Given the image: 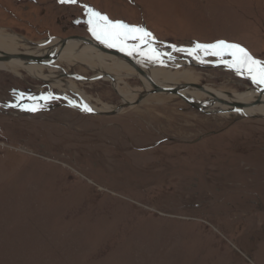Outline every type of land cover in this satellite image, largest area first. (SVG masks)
Segmentation results:
<instances>
[{
	"label": "rangeland",
	"instance_id": "1",
	"mask_svg": "<svg viewBox=\"0 0 264 264\" xmlns=\"http://www.w3.org/2000/svg\"><path fill=\"white\" fill-rule=\"evenodd\" d=\"M85 6L150 32L132 58L162 77L170 47L225 41L264 62V0H0V30L30 44L81 35L108 46ZM92 56L91 65L53 63L82 79L100 68L118 76L117 88L103 74L68 79L91 105L121 106L115 114L82 111L79 93L21 67L0 69V264H264V118L205 113L168 93L122 109L148 86L129 63ZM174 72L176 84L227 95L264 88L230 68ZM66 97L77 109L56 107Z\"/></svg>",
	"mask_w": 264,
	"mask_h": 264
},
{
	"label": "bare ground",
	"instance_id": "2",
	"mask_svg": "<svg viewBox=\"0 0 264 264\" xmlns=\"http://www.w3.org/2000/svg\"><path fill=\"white\" fill-rule=\"evenodd\" d=\"M20 43L25 44V47L20 49L19 47ZM178 49L179 48L170 47V48L161 50L160 53L163 55L162 57H164L163 61H166L165 63H162L167 70V71L165 70L166 74L164 77H162L163 75H161L164 73V70L160 69L159 67L151 66L150 68H147L146 66L143 65L144 68L148 69L146 71L143 70L146 75L141 74L134 67L135 68L134 70L137 71V75L141 78V82L143 86L147 85L148 88H145L143 91H139L137 93L135 92L136 94L134 93V95H132L131 98H129L127 95L124 96V103H127V104H125L122 109L135 106V102L141 97V94L148 93L149 91L153 89V86L150 80H152V82H154L156 85L161 86V87H174L176 85H188V84H179V83L176 84L175 78L180 75L174 72L176 67L187 66L189 65V63L199 65L200 67H204V66L208 67L214 63V62L209 63L211 59H209L208 57L211 54H206L203 51H199L194 54H189L188 50H191V49H181V48L179 50ZM99 51L106 53V56L110 57V59H114L115 64L122 61L118 64V66L120 65L126 66L129 63L125 59L115 56L109 52H105L95 45L84 44L83 42L76 40V39L69 40L64 46H62V41L59 38L44 40L34 45V44H30V43L24 42L23 40L18 39V36L14 34H4L0 30V56H2L4 53H9V54H29V55L41 57L49 53L55 54L57 52L58 58H60V60L62 59L64 61H67L68 63L78 62V63H84L87 65H91V62L94 61V57L92 55L96 54ZM173 51H181L180 53L183 54L182 59L174 58L171 55ZM124 52L129 57L131 58L133 57L132 53L134 51H132L131 48L128 50H125ZM43 61L45 63L44 62L43 63H30L27 60H22L19 58H14L10 60H0V69L11 70L14 72V70L17 67H21L29 75H31L32 77L36 79H40L42 81L53 82L52 84L53 88L55 87L56 89L59 90V92L64 93V95L66 96H67L66 93L69 90L75 94L79 93V96H78L79 98L75 102L77 104L82 105L84 108L86 106L88 109H91L90 112H93V111L106 112L111 109V107L109 106H106V107L102 106L101 108H97L94 105H91V102H89V98L86 97V95L83 94V92H80L78 88L76 87V85L72 83L73 80L78 79L81 81V80H84L85 78L82 79L73 74H71L70 76H66V73L64 72L63 69H60L59 67L55 66L53 62H49L50 61L49 58L46 57ZM230 63L231 61H228L225 64L224 62H222L221 67L225 69L230 68V69L235 70V68L228 66ZM131 67L133 68L132 65ZM141 69L143 68L141 67ZM104 73H106V71L103 68H100L97 71V75L103 74L105 77L106 74ZM242 73H238V74H242ZM61 77H63L62 79L65 78L66 80L62 81ZM69 78H72L73 80L69 81L68 80ZM118 78L119 77L116 75L112 76V80H113V84L115 88L119 87ZM105 79H111V75L110 77L106 76ZM260 88L258 87L249 88L247 90L248 92L246 91L245 93L227 95L224 92L216 91L209 87H206L205 88L206 90L204 92L198 90V88L196 87L193 89H191V87H184L182 89H179L178 94H175V95L179 96L181 99H183V97H186L188 99L197 100V101H201L202 99L200 100V95H204L206 96V98L210 99V101H206V102L203 101L205 102V104L209 106L210 111H216L217 113H226V115L232 112L236 114L237 116H242V115L245 116V114H257V113L264 114V88L263 87H260ZM120 92L123 94L122 91ZM159 93H162V92H159ZM151 94H157V93L149 92L148 95H151ZM222 100L227 101L229 103H226V102L223 103ZM141 101H143V99ZM235 104H241V105L238 106ZM239 109H242V110H239Z\"/></svg>",
	"mask_w": 264,
	"mask_h": 264
},
{
	"label": "snow or ice",
	"instance_id": "3",
	"mask_svg": "<svg viewBox=\"0 0 264 264\" xmlns=\"http://www.w3.org/2000/svg\"><path fill=\"white\" fill-rule=\"evenodd\" d=\"M61 3H76L77 0H60ZM89 15L88 23L91 25L93 35L109 47L124 45L129 39L139 41L143 46L147 47L150 43L152 34L144 28L134 27L120 21H112L106 15L85 6ZM121 50H124L121 47ZM179 50V49H178ZM189 54L203 51L206 54L219 57L221 60L225 56L232 57L229 67L235 68L238 73L247 72L253 82L264 84V62L253 58L250 53L238 44L218 41L214 44H197L195 48L188 50ZM149 58L157 56L156 50L150 49ZM87 111H91L85 106ZM34 110V109H33Z\"/></svg>",
	"mask_w": 264,
	"mask_h": 264
},
{
	"label": "water",
	"instance_id": "4",
	"mask_svg": "<svg viewBox=\"0 0 264 264\" xmlns=\"http://www.w3.org/2000/svg\"><path fill=\"white\" fill-rule=\"evenodd\" d=\"M60 39L62 41V46H64L69 40H72V39L79 40V41L83 42L84 44L95 45V46L99 47L101 50H103L105 52H109V53H111V54H113L115 56H118V57H120L122 59H125L133 67H135L138 72H140L143 75H146L145 72L143 71V69H141V67L136 63V61L133 60V58H131L128 55L125 54V52H124L125 50H119V49H114V48L105 46L104 44L99 43L98 41H96L94 39H91V38L89 39V38H87L85 36H81V35H73V36H68L66 38H60ZM32 44L35 45L36 43H32ZM144 47L145 46H143L141 43H138L135 46H132L130 48L132 49V51H135L137 49L144 48ZM182 48H184V49H193L192 47H182ZM46 57L50 59L49 62H54L56 59H58V53L57 52L55 54L54 53H49V54H47L45 56H41V57L40 56L29 55V54H9V53H4L2 56H0V60H10V59H14V58H19V59H22V60H27L30 63H43L44 62L43 60ZM221 64H222V62H215L214 64H212V65H210L208 67H221ZM194 65H196V64H194ZM197 66H199V65H197ZM66 76H70V74H66ZM99 77H101V76L97 75V76H94L92 78H86L84 80L96 79V78H99ZM109 77H110V74H109ZM111 78H112V75H111ZM149 80H150V78H149ZM150 82H151V84L153 86V89L151 91H149L151 93L162 92V93H168V94H178V90L182 89L184 87H191V89L196 87V88H198V90H200L202 92H204L206 90L205 86H200V85L193 84V83L192 84H188V85H176L174 87H161V86L156 85L154 82H152V80H150ZM149 92L141 94V97L137 101L138 102H139V100L141 101L146 95L149 94ZM66 100L71 101L69 98H67ZM183 100L185 102H187L189 105H191L192 107H194L197 110H199V111H202V112H205V113H216V111H210L209 110V106L207 104H205V102H203V101L191 100V99H188L186 97H183ZM222 101H223V103L224 102L229 103V102L224 101V100H222ZM235 105L240 106L241 104H235ZM120 109H121V106L118 109H116V110L106 111V112H102V113H104V114H115ZM242 109H239V110H242ZM82 111L90 112V111H87L84 107H83ZM231 111H233V110H231ZM243 117H260V118H264V114H262V113L245 114V116L243 115Z\"/></svg>",
	"mask_w": 264,
	"mask_h": 264
},
{
	"label": "flooded vegetation",
	"instance_id": "5",
	"mask_svg": "<svg viewBox=\"0 0 264 264\" xmlns=\"http://www.w3.org/2000/svg\"><path fill=\"white\" fill-rule=\"evenodd\" d=\"M71 102L72 101L64 100L63 102L59 103L56 107H66V108H71V109H77L74 103H71ZM52 109H54V107L53 108H43L42 110L51 111Z\"/></svg>",
	"mask_w": 264,
	"mask_h": 264
},
{
	"label": "trees",
	"instance_id": "6",
	"mask_svg": "<svg viewBox=\"0 0 264 264\" xmlns=\"http://www.w3.org/2000/svg\"><path fill=\"white\" fill-rule=\"evenodd\" d=\"M242 46V45H241ZM243 47V46H242ZM250 51V50H249ZM250 52H252V51H250ZM252 55H253V53H252ZM254 56V55H253ZM255 57V56H254ZM257 58V57H256Z\"/></svg>",
	"mask_w": 264,
	"mask_h": 264
}]
</instances>
